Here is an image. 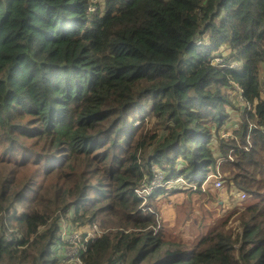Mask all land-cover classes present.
Listing matches in <instances>:
<instances>
[{"label":"trees","instance_id":"1","mask_svg":"<svg viewBox=\"0 0 264 264\" xmlns=\"http://www.w3.org/2000/svg\"><path fill=\"white\" fill-rule=\"evenodd\" d=\"M103 1L0 0V264H54L61 224L95 220L83 264H264V0ZM152 164L197 190L142 210ZM216 170L205 231L154 234L156 201Z\"/></svg>","mask_w":264,"mask_h":264},{"label":"rangeland","instance_id":"2","mask_svg":"<svg viewBox=\"0 0 264 264\" xmlns=\"http://www.w3.org/2000/svg\"><path fill=\"white\" fill-rule=\"evenodd\" d=\"M99 7V10L103 9V0H93L92 6L95 7L96 9V4ZM224 49V52L228 53V49ZM220 61V60H217ZM242 104H244L242 102ZM234 112V111H233ZM233 116H236V113H233ZM138 121H135L134 124H137ZM165 175V173H164ZM193 176H199V173L196 175L193 173ZM193 184V183H192ZM212 178L209 176L206 179V183L204 186H201V189L199 193H194L190 197L187 193L185 192H178L173 194L170 199H159L157 200V208L160 214V218L163 224V228L167 229L168 232H171L177 239L178 241H183V243H191V241L195 240L196 237L201 233L204 232L205 229L202 227L201 221L199 219V211L196 208V204L198 202L197 198H201L203 196L201 193H205V197H208V188H212L214 191L217 189H214L212 186ZM221 191H225L226 189L222 188V186L219 188ZM236 192L235 190H231V192H220V196L222 198L220 199H215V202L213 204L207 202L206 198H202L201 204L206 207L208 210H213L216 216H224L228 211H231L235 209L239 202L241 201L238 199V196H235ZM203 196V197H204ZM211 208V209H210ZM178 209V210H176ZM73 210V209H71ZM62 218L60 219V223H62ZM198 220V221H197ZM95 220L93 223L96 224ZM62 226L65 228L66 224H62ZM98 228V227H97ZM94 228L91 227H86V226H79L76 228V226L71 227V236L76 237V233L78 235V232H83V231H89L93 232ZM99 229V228H98ZM63 236V234H62ZM9 238V235L7 236ZM60 242H62L65 246L63 248H57L56 253L58 254L57 256V262L56 264H66L65 258L66 255L70 253V247L67 243H65V236L59 239ZM60 247L62 244H58ZM57 245V246H58ZM56 246V247H57ZM160 251H163L160 250ZM159 251L154 252L150 257L142 261L141 264H145L147 261L152 260L158 255Z\"/></svg>","mask_w":264,"mask_h":264},{"label":"built area","instance_id":"3","mask_svg":"<svg viewBox=\"0 0 264 264\" xmlns=\"http://www.w3.org/2000/svg\"><path fill=\"white\" fill-rule=\"evenodd\" d=\"M89 10L91 13H93L95 10V7L90 5ZM150 168H151V177L147 180H144L140 185L136 186L133 189V192L135 193V195L141 199L140 207L144 211L145 210L152 211L149 207L146 206L148 198L153 193H155L157 190L163 188L164 186H167V185H178L179 186V183H180L181 185L184 184L187 186H191L194 190L195 189L197 190L194 183L193 184L187 183L184 179H182L180 177H176L174 180H166L165 175H164V171L155 164H152ZM222 175L223 174L221 172H219L218 170H216L215 173L209 175V177L212 178V182H213L212 186L214 189L219 190V188L222 186V178H223ZM205 183H206V181H204L201 186H204ZM156 217H157V225L153 229L154 234L157 232V230L161 224V218L158 215H156ZM3 222H4V220H3ZM62 224H64V223H62ZM62 224H61L62 230L60 233V238H62V240H63V236H65V243H67L71 249L70 253L66 255V258H65L66 264H83L82 257H80V255L86 250L85 248L87 247V243L88 242L90 243L93 240H95L96 238H98L104 232V229L99 227L98 223H96V224L93 223L92 225H84L86 227L94 228L93 232H89V231H83L81 233L78 232V235H77V233L75 234L76 237H72L71 236V234H72L71 229L68 230L66 227L64 228L62 226ZM78 227L79 226H77L76 228H78ZM62 234H63V236H62ZM7 236H6V238L10 240V236H9V238ZM59 244L64 245L60 241H59ZM56 262L54 264H56ZM113 264H122V263L120 261H116Z\"/></svg>","mask_w":264,"mask_h":264},{"label":"bare ground","instance_id":"4","mask_svg":"<svg viewBox=\"0 0 264 264\" xmlns=\"http://www.w3.org/2000/svg\"><path fill=\"white\" fill-rule=\"evenodd\" d=\"M188 180V179H187ZM165 188V187H164ZM188 189V188H187ZM176 210H178V209H176Z\"/></svg>","mask_w":264,"mask_h":264}]
</instances>
